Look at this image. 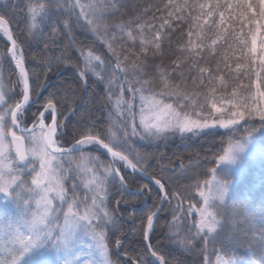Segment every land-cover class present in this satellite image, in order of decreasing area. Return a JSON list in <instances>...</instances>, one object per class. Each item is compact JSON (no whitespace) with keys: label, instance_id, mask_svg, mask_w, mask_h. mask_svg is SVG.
<instances>
[{"label":"trees","instance_id":"obj_1","mask_svg":"<svg viewBox=\"0 0 264 264\" xmlns=\"http://www.w3.org/2000/svg\"><path fill=\"white\" fill-rule=\"evenodd\" d=\"M98 1L100 13L84 17L75 0H0V17L11 26L37 101L20 125L28 128L53 103L59 146L96 138L162 181L169 201L151 246L166 264L219 259L264 264V161L245 162L241 179L221 175L230 193L225 203L212 207L216 231L202 234L200 190L211 181L231 134L149 138L137 116L145 95L192 119H241L236 136L246 129L264 145V0ZM7 51L0 32L2 113L15 108L23 89ZM132 99L133 109L121 106ZM83 154L91 155L92 182L84 184L75 170L65 181L67 206L88 209L110 264H132L117 249L129 260L152 264L144 235L162 202L160 191L118 167L125 190L98 150ZM93 204L97 208L91 209ZM13 262L0 258V264Z\"/></svg>","mask_w":264,"mask_h":264},{"label":"rangeland","instance_id":"obj_2","mask_svg":"<svg viewBox=\"0 0 264 264\" xmlns=\"http://www.w3.org/2000/svg\"><path fill=\"white\" fill-rule=\"evenodd\" d=\"M75 1L84 17L100 13L98 0ZM1 80L0 72V108L5 98ZM133 101L121 106L132 107ZM139 101L138 125L149 138L173 133L197 138L211 131L231 134L230 144L211 181L200 190V232L212 235L217 228L212 207L225 203L231 189L222 182L221 175L234 174L241 179L246 172V161H264V145L246 129L236 136L244 125L241 119H192L153 97L140 96ZM9 114L0 119V258H11L13 264H110L106 243L93 232L92 219L86 216L88 209L69 208L66 202L65 181L75 170L81 174L84 184L92 182L93 173L88 171L91 155L82 153L79 159L54 157L44 146L43 133L36 131L23 136L30 163L20 169L9 141L13 134ZM122 184L126 190L125 182ZM94 208L97 205L93 204L91 209ZM216 264L251 263L219 259Z\"/></svg>","mask_w":264,"mask_h":264},{"label":"water","instance_id":"obj_3","mask_svg":"<svg viewBox=\"0 0 264 264\" xmlns=\"http://www.w3.org/2000/svg\"><path fill=\"white\" fill-rule=\"evenodd\" d=\"M0 26H2L4 28V30L6 31L8 37H9V41H10L9 51H8V55H7L8 61L12 65V67L16 71L19 72V74L22 78V81H23L24 89H25L23 100L18 105L16 110L14 111V113L12 115V119H11L12 128L15 131V133L17 135L30 134L38 128L39 123H42L44 126V144H45L47 151L51 155H54V156L73 155V154L80 151L79 147L82 144H87L88 148L95 147L98 150H100L108 158V160L112 163V165H114L116 162L117 164L121 165L128 173H130L134 176H137L140 179L144 180L145 182L159 188V190L161 191V194L163 196V203L160 206V208L158 209V211L154 214V216L147 223L146 230H145L144 244H145L147 252L149 253V255L152 259L153 264H157V262H159L160 264H166L165 261L161 257L154 254L152 252V249H151V237L154 233L156 223L162 214L163 207H164L165 203L168 201L167 191H166V188L164 187V185L162 184V182H160L159 180H156L154 178H151L150 176H148L144 172L140 171L139 169L134 167L122 155L110 150L106 146L105 143H103L100 140L94 139V138H86V139L80 140L77 143H75L74 145H72L70 148L65 149V150H55L51 146L50 139H49L50 128L44 122V117H45V114L47 112V109L51 107L54 110V125L56 126V124L58 122V111L54 105H50V106L46 107V109L38 117L36 122L29 129H27V130L20 129L19 124H18V118H19L21 111L28 106L34 105V102L32 101V86H31V81H30V75H29V72H28V69H27L25 62L20 61V60L15 58V54L17 51V44H16V41H15V38L13 36L12 29H11L9 23L5 19L0 18ZM10 141L12 144L13 154L15 155V157L18 161V166L20 168L27 166L28 165V158L26 156L25 145H24V141L22 140V138H20L18 136H11ZM134 264H137V263H134Z\"/></svg>","mask_w":264,"mask_h":264},{"label":"bare ground","instance_id":"obj_4","mask_svg":"<svg viewBox=\"0 0 264 264\" xmlns=\"http://www.w3.org/2000/svg\"><path fill=\"white\" fill-rule=\"evenodd\" d=\"M15 58L16 59H18V60H20V61H22L23 59H22V55L20 54V53H16L15 54ZM54 133H55V131H54V129L53 128H51L50 129V132H49V136H50V141L52 142V145H53V136H54ZM87 144H82L80 147H79V149H84V148H87ZM53 147H54V149H58L55 145H53ZM110 151V150H109Z\"/></svg>","mask_w":264,"mask_h":264}]
</instances>
